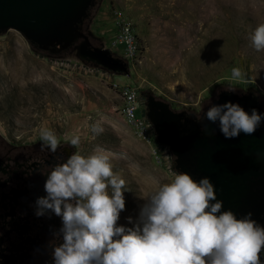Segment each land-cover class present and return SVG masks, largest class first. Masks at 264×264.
I'll use <instances>...</instances> for the list:
<instances>
[{
  "label": "rangeland",
  "instance_id": "374dc122",
  "mask_svg": "<svg viewBox=\"0 0 264 264\" xmlns=\"http://www.w3.org/2000/svg\"><path fill=\"white\" fill-rule=\"evenodd\" d=\"M215 2L217 18L204 25L200 15L207 0H95L82 24L93 46L120 57L109 49L110 35L105 38L93 30L100 9L110 33L112 8L135 26L141 51L127 62L126 74L79 59L74 46L49 54L36 50L15 29L1 32L0 134L13 141H42L40 132L47 128L60 143L79 136L74 153L108 156L127 188L117 225L133 227L145 203L142 197L180 172L167 145L134 135L119 112L121 99L113 83L138 87L137 117L147 111L148 94L174 111L197 115L219 91L230 88L236 93L251 91L264 101V51H255L251 42L254 29L264 23V0ZM233 67L244 76L233 78ZM97 123L104 129L99 135L90 127Z\"/></svg>",
  "mask_w": 264,
  "mask_h": 264
},
{
  "label": "clouds",
  "instance_id": "9594fccd",
  "mask_svg": "<svg viewBox=\"0 0 264 264\" xmlns=\"http://www.w3.org/2000/svg\"><path fill=\"white\" fill-rule=\"evenodd\" d=\"M251 42L255 51H264V23L254 29ZM243 76L240 68H232L233 78ZM204 118L218 121L225 138L253 135L264 120L255 109L248 114L231 102L211 106ZM90 127L95 135L104 131L98 123ZM40 137L42 150L57 151L54 131L42 129ZM69 144L79 145L80 137ZM126 189V181L103 154L73 153L52 168L35 215L50 210L61 219L62 242L53 249L54 264H261L264 228L250 213L237 219L232 211H221L222 201L208 178L197 182L177 173L160 183L142 197L145 203L131 228L117 225ZM128 222L133 223L131 217Z\"/></svg>",
  "mask_w": 264,
  "mask_h": 264
},
{
  "label": "water",
  "instance_id": "95a60500",
  "mask_svg": "<svg viewBox=\"0 0 264 264\" xmlns=\"http://www.w3.org/2000/svg\"><path fill=\"white\" fill-rule=\"evenodd\" d=\"M94 1L0 0V33L15 29L36 50L49 54L75 46L79 59L126 74L127 62L106 48L93 46L82 30ZM225 102L238 104L248 114L255 109L264 116V101L259 95L232 90L219 91L199 115L174 111L167 102L148 94L145 116L156 141L169 147L175 169L197 182L208 178L217 200L222 201L221 211L245 217L264 212V120L253 135L240 133L236 138H225L218 121L204 118L211 106Z\"/></svg>",
  "mask_w": 264,
  "mask_h": 264
},
{
  "label": "flooded vegetation",
  "instance_id": "af4514ba",
  "mask_svg": "<svg viewBox=\"0 0 264 264\" xmlns=\"http://www.w3.org/2000/svg\"><path fill=\"white\" fill-rule=\"evenodd\" d=\"M42 143L0 134V264H54L53 249L62 242L60 217L50 210L36 216V200L46 195L49 172L66 162L74 148L60 143L52 153L47 146L42 150ZM250 219L264 228V212L252 213ZM259 258L264 264V249Z\"/></svg>",
  "mask_w": 264,
  "mask_h": 264
},
{
  "label": "built area",
  "instance_id": "2783aa9c",
  "mask_svg": "<svg viewBox=\"0 0 264 264\" xmlns=\"http://www.w3.org/2000/svg\"><path fill=\"white\" fill-rule=\"evenodd\" d=\"M110 19L114 29L108 39L109 49L126 62L139 57L141 50L133 22L116 8L110 10ZM118 45H121L120 49H117ZM112 85L121 99L119 112L131 127L134 135L141 140L155 141L154 129L145 114L139 117L136 116V110L141 106L138 87L118 85L117 83Z\"/></svg>",
  "mask_w": 264,
  "mask_h": 264
},
{
  "label": "bare ground",
  "instance_id": "6f19581e",
  "mask_svg": "<svg viewBox=\"0 0 264 264\" xmlns=\"http://www.w3.org/2000/svg\"><path fill=\"white\" fill-rule=\"evenodd\" d=\"M208 8H210V9H208ZM216 8L217 7H216L215 0H207L206 8L204 10L202 9V12H201L202 15H200V20H201V22L204 25H210V24H212L211 21L212 20H215L217 18V9Z\"/></svg>",
  "mask_w": 264,
  "mask_h": 264
},
{
  "label": "crops",
  "instance_id": "0c3cea01",
  "mask_svg": "<svg viewBox=\"0 0 264 264\" xmlns=\"http://www.w3.org/2000/svg\"><path fill=\"white\" fill-rule=\"evenodd\" d=\"M105 17L106 16H105L104 10L100 9L93 23V30L96 33L101 32V35H103L106 38L110 35V32H109V27H108L107 21L105 20ZM105 21H106V24H105Z\"/></svg>",
  "mask_w": 264,
  "mask_h": 264
},
{
  "label": "trees",
  "instance_id": "16d2710c",
  "mask_svg": "<svg viewBox=\"0 0 264 264\" xmlns=\"http://www.w3.org/2000/svg\"><path fill=\"white\" fill-rule=\"evenodd\" d=\"M75 47V46H74Z\"/></svg>",
  "mask_w": 264,
  "mask_h": 264
}]
</instances>
